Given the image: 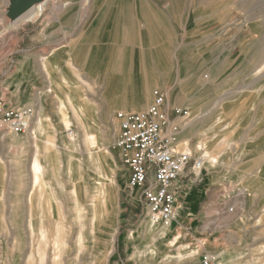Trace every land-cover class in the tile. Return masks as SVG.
Listing matches in <instances>:
<instances>
[{
    "label": "rangeland",
    "instance_id": "rangeland-1",
    "mask_svg": "<svg viewBox=\"0 0 264 264\" xmlns=\"http://www.w3.org/2000/svg\"><path fill=\"white\" fill-rule=\"evenodd\" d=\"M45 1L35 18L15 21L0 0V99L34 110L28 132L0 135V264H164L176 237L197 252L182 264H264V0ZM110 75L121 85L107 96ZM156 90L181 149L207 158L200 174L188 165L165 238L143 228L147 212L113 147L117 112L148 92L136 108L146 110ZM36 144L48 150L43 186Z\"/></svg>",
    "mask_w": 264,
    "mask_h": 264
},
{
    "label": "built area",
    "instance_id": "built-area-1",
    "mask_svg": "<svg viewBox=\"0 0 264 264\" xmlns=\"http://www.w3.org/2000/svg\"><path fill=\"white\" fill-rule=\"evenodd\" d=\"M166 106L165 94L156 90L146 110L119 111V132L113 147L128 171V187L139 193L149 220L171 227L179 217L181 179L194 159L191 151L179 146L180 127L171 120ZM33 118V108L12 106L0 99V135L28 132ZM204 165L203 158L195 159L193 172L200 174ZM200 264L217 262L204 256Z\"/></svg>",
    "mask_w": 264,
    "mask_h": 264
},
{
    "label": "bare ground",
    "instance_id": "bare-ground-1",
    "mask_svg": "<svg viewBox=\"0 0 264 264\" xmlns=\"http://www.w3.org/2000/svg\"><path fill=\"white\" fill-rule=\"evenodd\" d=\"M45 6H46V1H45V3H41V4H38V5H35L30 10H28L27 12H25L24 14H22L19 18L15 19V21L18 20V19H19V21L25 20V19H33L38 14H40L41 12H43V10L45 9ZM57 13H59V12H57ZM1 22L2 21H0V24H1ZM13 24L16 25L15 23H13ZM3 33L0 32V41L1 42H2V39L4 38V34ZM113 59H114L113 52L110 50L109 53H107V51H106V53H105V60H106V62H108L109 65H110L112 63ZM45 61L46 60L43 59V62H45ZM109 82H110V85L113 86V88H111L112 90H114L113 93L117 92V90L120 88L121 82L115 76L109 77ZM136 89H137V87H136ZM136 89L133 90L134 91V94H136V91H137ZM144 89H145V87H144ZM147 95H148V92H147ZM147 95H145V96L141 95L140 101L141 102L145 101V99L150 96V95L149 96H147ZM128 96L131 97L132 95H128ZM138 96L139 95H137V98H138ZM126 100H128V99H126ZM136 103H137V101H136ZM46 116L47 115L45 114V108H44V104H43V106L40 109V113H39V116L37 118V122H36V125H35V129H38V131L40 132V134H42L44 132V130H45V124H46V121L48 120V119L46 120ZM84 135H85V139H86L85 142L90 147V148H88V159H90L92 166H94V169L93 170L95 172H97V174L100 177L101 176L104 177V178L107 177V174L104 173V172H102V168H101L100 163H99V160H100V158H99V152L100 151H99V148L97 150V148L95 147V145H96L95 144V140L97 138L95 137V135L90 134V133H88V134L86 133ZM73 140H76V138L74 137ZM35 147H36V149H35L34 157H33V161H32V172H33V177H34V183H35V185H38V184L41 183L40 186H43V184H44L43 183V177H44L43 175L45 174V172L47 170L46 169V164L44 163V161H45L44 159L47 158L48 150H47V146L46 145L44 147V146H41L40 144H36ZM72 158H73V156H72ZM72 158H71V160H72ZM203 159L206 161V159H207L206 156H204ZM215 162L216 161H214V163ZM68 171L72 174V167H71V165L69 166ZM98 181H99L98 186H96L95 189L93 190L95 192L94 193V198H96V197L99 198L102 195V192L105 189L102 186V179H99ZM74 192H75V195H76V191H74ZM105 200H107V199H105ZM78 202L79 201L77 200L76 201V205H78ZM81 210L82 209H79L78 210V213L79 214H82L81 213ZM106 210H107V208H106ZM181 210H182V208H180V211ZM145 221H146L147 224L142 223L143 228L145 227L148 232H153L154 230H156V232L159 234L160 238H165L169 233H171V227H168L167 226V227L158 228V225L153 224L151 221H149V219H148V221L147 220H145ZM177 243H178V237H176L172 241H170L169 248H167L164 251V255L162 256V260L165 261L164 264H182L186 259L191 258L192 256H194L197 253L194 250L187 251L185 249V247H183L180 244L178 245ZM151 259H152V257H147L145 261L149 264L151 262Z\"/></svg>",
    "mask_w": 264,
    "mask_h": 264
},
{
    "label": "water",
    "instance_id": "water-1",
    "mask_svg": "<svg viewBox=\"0 0 264 264\" xmlns=\"http://www.w3.org/2000/svg\"><path fill=\"white\" fill-rule=\"evenodd\" d=\"M41 1L42 0H10L11 7L8 15L11 19L15 20Z\"/></svg>",
    "mask_w": 264,
    "mask_h": 264
},
{
    "label": "crops",
    "instance_id": "crops-1",
    "mask_svg": "<svg viewBox=\"0 0 264 264\" xmlns=\"http://www.w3.org/2000/svg\"><path fill=\"white\" fill-rule=\"evenodd\" d=\"M107 64H109V63L107 62ZM111 76H115V75H110V77H111ZM108 79H109V78H108ZM117 79H118V78H117ZM109 84H110V82H109ZM111 88H113V86H112V85H109L108 88H107V93H106L107 96H108V94L111 95V94L113 93L114 90H112ZM115 93H117V92H115ZM131 97H132V98H137V92H136V94L132 95ZM139 100H140V99H139ZM134 102H136V100H135ZM134 102H133V103H134ZM140 102H141V101H138L136 104H133V106H135V107H133V108H131V109H132V110H137L136 108H139V107H140V106L138 107V105H139L138 103H140ZM124 111H126V110H124ZM118 112H119V111H118ZM118 112H117V113H118ZM184 179H185V177H183V178L181 179V181H182V188H183L184 185H185V184H184V183H185Z\"/></svg>",
    "mask_w": 264,
    "mask_h": 264
}]
</instances>
